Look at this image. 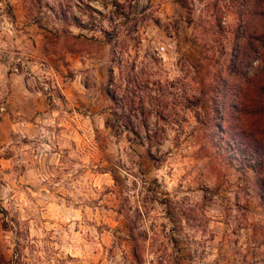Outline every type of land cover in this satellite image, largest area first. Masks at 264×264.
Here are the masks:
<instances>
[{
	"label": "rangeland",
	"instance_id": "374dc122",
	"mask_svg": "<svg viewBox=\"0 0 264 264\" xmlns=\"http://www.w3.org/2000/svg\"><path fill=\"white\" fill-rule=\"evenodd\" d=\"M243 3L0 0V264H264V168L222 114ZM133 62L172 100L154 160L105 128Z\"/></svg>",
	"mask_w": 264,
	"mask_h": 264
},
{
	"label": "trees",
	"instance_id": "16d2710c",
	"mask_svg": "<svg viewBox=\"0 0 264 264\" xmlns=\"http://www.w3.org/2000/svg\"><path fill=\"white\" fill-rule=\"evenodd\" d=\"M184 2L185 0H178L180 5ZM114 7L126 19L127 15L118 10L121 8L120 10L124 11L125 7L117 3H114ZM236 12L239 22L235 29L236 42L232 51V64L241 74L244 83L231 91L227 87L224 88L222 114L231 111L238 125L235 132L241 135L234 145L230 139L227 140L229 147L233 146L231 147L233 159H239L243 155L247 162L246 167L256 171V167L264 168V141L262 142L264 125L262 134L257 130V121L264 124V0H244ZM74 23L81 27L76 20ZM255 61L258 62V66L253 77L247 78L248 68ZM135 68L134 62L128 66L125 74L121 68H117L119 70L117 83L114 68L108 67L105 93L111 102L113 112L111 118L105 121V128L117 135L127 132L134 136L146 146L147 157L154 160L151 150L164 139V130L160 124L168 120L172 100L168 97L170 93L167 94L163 90L162 84L151 79L148 68L143 67L139 70ZM193 98L194 96H191L189 101ZM196 100L199 101L198 98ZM216 109L219 111L217 106ZM229 117L232 118V115ZM215 124L211 128L212 131H216L213 134L218 136V140L231 133L224 124ZM243 136L248 138L242 144ZM133 256L138 261L137 254L133 253Z\"/></svg>",
	"mask_w": 264,
	"mask_h": 264
}]
</instances>
